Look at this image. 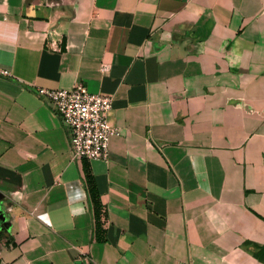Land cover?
Returning <instances> with one entry per match:
<instances>
[{"label":"crops","instance_id":"0c3cea01","mask_svg":"<svg viewBox=\"0 0 264 264\" xmlns=\"http://www.w3.org/2000/svg\"><path fill=\"white\" fill-rule=\"evenodd\" d=\"M77 84L112 97L107 160L37 92ZM90 260L264 264V0H0V264Z\"/></svg>","mask_w":264,"mask_h":264},{"label":"built area","instance_id":"2783aa9c","mask_svg":"<svg viewBox=\"0 0 264 264\" xmlns=\"http://www.w3.org/2000/svg\"><path fill=\"white\" fill-rule=\"evenodd\" d=\"M101 69L108 71L110 64L103 63ZM37 92L56 106L75 158H110V141L117 126L110 117L113 101L109 94L93 92L84 84L70 88L38 86Z\"/></svg>","mask_w":264,"mask_h":264},{"label":"trees","instance_id":"16d2710c","mask_svg":"<svg viewBox=\"0 0 264 264\" xmlns=\"http://www.w3.org/2000/svg\"><path fill=\"white\" fill-rule=\"evenodd\" d=\"M84 173V185L88 194L95 223L98 226L101 221V217L107 215V210L101 200V195L97 187L95 176L87 164L84 166ZM90 264H94L92 260H90Z\"/></svg>","mask_w":264,"mask_h":264},{"label":"clouds","instance_id":"9594fccd","mask_svg":"<svg viewBox=\"0 0 264 264\" xmlns=\"http://www.w3.org/2000/svg\"><path fill=\"white\" fill-rule=\"evenodd\" d=\"M72 188L74 189V196L72 197V199L74 201V206L77 209L76 214L82 215L86 212V206L84 205V201L87 198L86 189L78 182L72 185Z\"/></svg>","mask_w":264,"mask_h":264}]
</instances>
